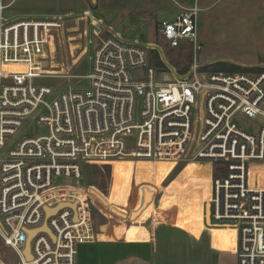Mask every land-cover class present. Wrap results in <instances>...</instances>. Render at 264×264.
I'll list each match as a JSON object with an SVG mask.
<instances>
[{"label": "built area", "instance_id": "2783aa9c", "mask_svg": "<svg viewBox=\"0 0 264 264\" xmlns=\"http://www.w3.org/2000/svg\"><path fill=\"white\" fill-rule=\"evenodd\" d=\"M6 8L0 1V241L16 264H76L78 244L122 241L131 217L90 184L86 168L158 161L174 162L172 171L209 164L203 219L209 205L211 227L234 228L237 264H264V72L204 71L212 63L197 62L198 0L155 30L170 49L190 46L183 72L159 42L111 27L103 34V21L84 11L96 41L88 87L60 91L41 80L53 77L43 61L66 21L7 17ZM137 69L142 80L133 79ZM238 116L255 120L257 132ZM27 120L49 134L9 141Z\"/></svg>", "mask_w": 264, "mask_h": 264}, {"label": "rangeland", "instance_id": "374dc122", "mask_svg": "<svg viewBox=\"0 0 264 264\" xmlns=\"http://www.w3.org/2000/svg\"><path fill=\"white\" fill-rule=\"evenodd\" d=\"M10 1L1 0L3 5ZM192 4L193 0H15L13 5L4 11V14L19 12L24 16L30 15L32 18L40 15L47 17L58 15L66 21L62 33L59 31L55 34L53 50H46L43 61V68L52 72L53 77L41 80L42 84L52 86L55 91H60L67 88L84 89L88 87V81L83 76L90 69L92 49L96 41L92 36L88 21L83 19L84 11H90L93 16L103 21V34L107 28L111 27L124 33L126 38H136L148 44L158 41L163 46L165 58L179 69L189 65L192 61L190 46L184 42L182 48H168L165 42L155 35L154 27L162 19H172L181 10L180 7H188ZM198 6L201 9L198 15V39L202 46L197 58L199 64L226 62L243 68H264V0H198ZM141 73L142 70L139 69L131 72L134 80H142ZM135 111L137 118L141 111L139 102ZM237 121L241 128L248 132H257L259 128L255 120L245 116H238ZM48 134L46 126H40L27 120L19 132L9 138V141L21 136L40 137ZM134 141L135 135L128 139L130 143ZM143 163L145 162H115L113 167H88L85 178L104 195L110 196L113 180L115 183L118 181L120 172L127 171L133 175ZM217 169L224 170V164L215 163L214 170ZM205 174H208V169L205 170ZM189 176L190 173L184 170L172 171L160 186L161 193L156 198L154 196L151 198L149 203L153 202V204L147 206L150 208L145 214L143 213L146 209L142 212L131 210L132 213L129 216L132 221L129 225H136L144 230H147L150 227L149 224L152 223L174 224L180 227L179 223H184L185 220L182 218L177 223L174 218L177 214L181 216V211L185 213L189 195L195 190L193 188L195 186H190L189 194L183 196L186 192L180 194L171 189L169 185L174 180L184 185L190 180ZM133 179L134 176L131 179V187ZM56 183L69 185L70 181L57 179ZM200 189L204 209L205 191L201 186ZM165 194L170 197L163 198ZM113 204H115L114 201ZM133 214L137 215L133 217ZM180 230L184 231L183 228ZM184 232L192 238H190V244L197 241L212 250H219L213 246L211 231L206 226L198 237L187 231ZM139 235L141 238L144 236ZM94 246L86 243L77 245V251L80 254L77 264L84 263L85 250L94 249ZM169 251H172L171 248ZM192 254L194 258L191 264H200V250L195 247ZM177 256L175 252L172 257ZM233 256L237 258L236 254L221 257L228 263ZM16 261L14 253L4 247L0 241V263L16 264ZM231 264H236V260Z\"/></svg>", "mask_w": 264, "mask_h": 264}, {"label": "crops", "instance_id": "0c3cea01", "mask_svg": "<svg viewBox=\"0 0 264 264\" xmlns=\"http://www.w3.org/2000/svg\"><path fill=\"white\" fill-rule=\"evenodd\" d=\"M14 1L15 0H11L5 4L4 6H7L5 10L11 7ZM5 16L16 17L18 19L32 18L30 15L24 16L19 12H14L13 14L6 13ZM41 16L42 15L36 16V18ZM174 17L172 19H174ZM159 22L156 23L154 31ZM122 34L124 36V33ZM188 164L189 165L179 170V172L183 170L189 172L190 180L184 185L174 180L173 183L169 185L171 189L180 194L186 192L183 196L189 194L188 189L191 185L195 186L193 187L195 190L189 195L185 213L181 211V216L177 214L174 218L177 223H179L182 218L185 220L184 223H179L181 228L174 224L166 223L149 224L150 227L147 230L136 225H128L122 233V238L124 239L122 241L87 243L88 245L95 246L94 249L85 250L86 259L83 264H191L194 258L192 251L195 247L197 250L199 249L201 253L200 264H231L234 263L235 260L237 264V258H235V256H233L232 260H229L228 263L221 257L222 255H235L236 238L235 231L231 226L210 227L212 244L219 250H212L197 241L190 244L191 237L184 232L187 231L193 236L198 237L204 226H206L205 218L203 219L202 215L203 204L200 186L206 193L209 183L205 181L207 178L206 176H208V174H205V170L208 169V172L210 171L209 164H202L200 166H196L194 163ZM173 167L174 162H145L142 164L141 168H137L136 172L134 171L135 173L133 175H130L127 171L120 172L118 181L115 183L113 180L111 187V195L109 196V200L112 202L111 204H113L114 201L115 204H113V206L129 214H131L132 211L138 210L142 212L146 209V211H144L145 214L150 208L147 206H149V202L153 197L152 192L159 191L164 180L172 173ZM133 176V186L131 187L130 183ZM200 180H202V182H200ZM168 197H170V195H163V198ZM136 215L137 214H133V217ZM179 228H183L184 231ZM139 234L144 236L141 238ZM170 248L173 253L169 251ZM175 252L178 254L176 258L172 257L173 254L175 255ZM78 255H80L79 252L77 253V258Z\"/></svg>", "mask_w": 264, "mask_h": 264}, {"label": "trees", "instance_id": "16d2710c", "mask_svg": "<svg viewBox=\"0 0 264 264\" xmlns=\"http://www.w3.org/2000/svg\"><path fill=\"white\" fill-rule=\"evenodd\" d=\"M153 59H154V64L159 65V62L157 60V57L155 53L153 52ZM264 61V60H263ZM188 65H185L182 68H179L181 72L185 71ZM204 71L212 72V73H246V72H264V68H243L241 66L231 64V63H226V62H215L212 63L208 66H205Z\"/></svg>", "mask_w": 264, "mask_h": 264}, {"label": "water", "instance_id": "95a60500", "mask_svg": "<svg viewBox=\"0 0 264 264\" xmlns=\"http://www.w3.org/2000/svg\"><path fill=\"white\" fill-rule=\"evenodd\" d=\"M191 186H193V185H191ZM208 194H209V187H208L205 195L208 196ZM209 214H210V212H209V205H206L205 206V224H206V226H210L211 227ZM25 256H26V258H30V255H29V245L28 244H26V247H25Z\"/></svg>", "mask_w": 264, "mask_h": 264}]
</instances>
